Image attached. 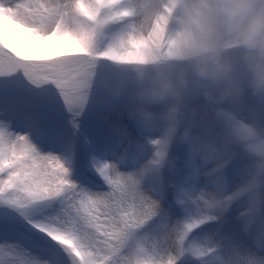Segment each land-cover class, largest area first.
I'll return each mask as SVG.
<instances>
[{
  "label": "snow or ice",
  "instance_id": "6c2138e0",
  "mask_svg": "<svg viewBox=\"0 0 264 264\" xmlns=\"http://www.w3.org/2000/svg\"><path fill=\"white\" fill-rule=\"evenodd\" d=\"M154 3L0 0V264L6 253L27 257L19 264H264V186L241 194L244 157L185 179L178 162L160 167L166 142L133 143L132 123L134 140L105 132L100 82L180 55L176 0ZM97 178L107 190H93ZM213 186L218 206L204 196Z\"/></svg>",
  "mask_w": 264,
  "mask_h": 264
},
{
  "label": "clouds",
  "instance_id": "9594fccd",
  "mask_svg": "<svg viewBox=\"0 0 264 264\" xmlns=\"http://www.w3.org/2000/svg\"><path fill=\"white\" fill-rule=\"evenodd\" d=\"M158 10L154 0H141ZM169 32L178 57L128 66L129 75L101 81L105 117L120 109L137 129L136 143L166 142L160 167L174 171L183 151L185 179L219 167L223 157H244L252 178L241 194L264 186V124L243 116L249 97L264 98V0H176ZM113 131L119 136L123 130ZM127 147V145H126ZM218 206L223 192H204Z\"/></svg>",
  "mask_w": 264,
  "mask_h": 264
},
{
  "label": "rangeland",
  "instance_id": "374dc122",
  "mask_svg": "<svg viewBox=\"0 0 264 264\" xmlns=\"http://www.w3.org/2000/svg\"><path fill=\"white\" fill-rule=\"evenodd\" d=\"M243 116L249 119H254L261 124H264V98H254L249 97L247 100V104L243 110ZM101 120L104 121L105 132L109 133L113 136V140H120V136L113 131L114 126H118L119 128H127L128 131L131 133V138L134 140L136 138V133L133 130L131 122L127 119L126 115L123 112H114L108 114L106 117L101 116ZM126 147V143L120 145L116 151L117 154L123 152L124 148ZM174 155H179L180 160L178 161V166L182 167L183 161V151L181 149L177 150L173 148L172 150ZM147 157H145L146 159ZM109 162H114L113 158H109ZM120 172H129L132 171L131 167H124L120 166L118 168ZM165 178L166 179H176L174 176H170L167 170H165ZM94 191H105L107 190V186L104 185L103 181L99 178L96 179V184L93 186ZM5 264H19L20 261L27 259V257L17 254L6 253L3 256Z\"/></svg>",
  "mask_w": 264,
  "mask_h": 264
}]
</instances>
